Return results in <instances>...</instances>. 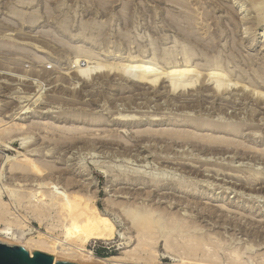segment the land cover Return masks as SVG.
Masks as SVG:
<instances>
[{"label": "rangeland", "instance_id": "374dc122", "mask_svg": "<svg viewBox=\"0 0 264 264\" xmlns=\"http://www.w3.org/2000/svg\"><path fill=\"white\" fill-rule=\"evenodd\" d=\"M263 12L264 0H0V228L63 240L56 210L35 202L81 193L116 244L134 204L193 221L224 260L264 263ZM109 244L88 248L105 258Z\"/></svg>", "mask_w": 264, "mask_h": 264}, {"label": "bare ground", "instance_id": "6f19581e", "mask_svg": "<svg viewBox=\"0 0 264 264\" xmlns=\"http://www.w3.org/2000/svg\"><path fill=\"white\" fill-rule=\"evenodd\" d=\"M261 17L264 19V12L262 13ZM21 169L23 170V172H26V174H28L27 172H29V174L30 172H32V174L34 173L35 175L40 171V168L37 165L29 162H26L25 165H22L20 171ZM43 170L45 169H42V171ZM23 174L25 175V173H22V175ZM39 175L41 176V174H38V176ZM39 184L40 182L38 183V185ZM36 186L37 184L35 185V187ZM45 192L46 191L42 193ZM52 193L53 194H51V191H49L46 193L45 196L42 195L43 197H40V194L39 198L42 199L38 201L39 203L37 202V200L36 202H34L36 203L35 206L37 207V210H39L40 207L44 206L45 204V207L48 205L51 209L54 208L53 213L56 210V215L59 217V220L61 221L62 226L66 231L64 233L63 240L61 239V237L56 235L47 236L46 234L44 235L41 233H36L37 235L30 237L25 234H23L22 236L13 237L7 232L6 229L0 228V235H3V238H5L2 242L8 245H20L30 255L32 254L30 251L48 253L53 256L54 263L63 261L70 263L74 262L76 264H163V262H161V259L174 258L176 260L173 259V262L176 263L172 264H242L240 263V255L238 253H232V256H228L229 258L225 257L224 260V258L222 259L218 254L220 247L217 244L213 243L212 240L210 241L208 238H206L207 235H205V237H202L200 235H194L193 233L195 232V230L193 232L191 230V225L194 224L193 221L186 223L183 219H181L182 217L173 218L170 214L167 213V211H159L157 208L150 209L149 207L147 208L141 205L137 206L133 204L128 208L126 207V210L122 208V213L124 215L125 221L127 222V226L129 225L128 228L125 230H130L131 232L127 233L128 236L124 237L122 242L116 244L115 238L117 229L115 223L112 222L109 218H107L104 214H102L90 198L84 197V194L82 195L81 193H72L69 195L66 194L67 196L63 195V197L57 196V192L55 194L54 192ZM31 194H29V196ZM91 197L96 199V197H93L92 195ZM34 198L37 197L34 196ZM37 203L43 205H39L38 208ZM2 206L0 205V214L2 215H0V222L2 220V217L4 216V212H2ZM30 206L31 205H29V207ZM183 209H185V207ZM178 213H181V211L177 212V215ZM38 214V223H40V213ZM123 219L121 218V221ZM21 221L22 220L20 218V222ZM56 227L57 226L55 225V228L53 229H57ZM51 232L52 230L49 233ZM243 233L245 234V232ZM90 242H103L105 244L110 243L109 245L113 244V247H115L117 253L105 258L97 257L94 255L93 250L91 251L88 248ZM132 245H134L133 248L131 247ZM160 245L165 253L161 257L160 255H158L157 252V249L160 247ZM130 247V250H126Z\"/></svg>", "mask_w": 264, "mask_h": 264}, {"label": "water", "instance_id": "95a60500", "mask_svg": "<svg viewBox=\"0 0 264 264\" xmlns=\"http://www.w3.org/2000/svg\"><path fill=\"white\" fill-rule=\"evenodd\" d=\"M30 255L22 246H9L0 243V264H74L70 262H55L53 256L42 252H32Z\"/></svg>", "mask_w": 264, "mask_h": 264}]
</instances>
